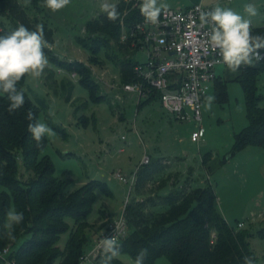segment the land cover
I'll return each mask as SVG.
<instances>
[{"label": "rangeland", "instance_id": "1", "mask_svg": "<svg viewBox=\"0 0 264 264\" xmlns=\"http://www.w3.org/2000/svg\"><path fill=\"white\" fill-rule=\"evenodd\" d=\"M121 1L109 0L115 4ZM19 2L32 18L39 17L54 30V43L47 44L44 49L49 61L44 73L38 79L26 75L24 86L34 101L38 98L48 104L47 111L40 112L39 121L55 132V135L45 136L46 145L40 156L50 158L56 177L68 182V192L92 180L98 181L88 219L94 226L86 230L87 242L83 253L89 256V260L83 264H102L99 258L93 257L96 239L103 231V225L119 219L127 203L138 197L134 190L137 175L134 183L132 178L144 167L146 157H150V162L169 159L166 160L170 165L169 171L181 175V182L187 177L193 180L199 177V181L205 180V184L212 185L217 194V206L233 227L248 221L246 229L256 233L262 224L264 226V146L249 145L239 151L234 149L236 134L249 124L239 72L227 70L223 73L228 92L226 100L217 98L216 86L208 91L202 104L203 135L199 142H195L192 139L198 128L195 122L177 119L163 106L160 98L139 106L140 96L123 90L119 68L108 57L105 48L100 49L99 55H94L78 41L87 35V23L103 13L99 7L101 0H71L67 7L55 12L46 8L43 0ZM161 2L175 9H187L197 4L228 6L251 19V23L264 21V0ZM249 3L256 6L257 16L247 17L244 6ZM0 21L4 18L0 17ZM149 52L148 48H141L134 54V61L147 62ZM62 61L79 63L83 68L90 69L92 79L99 85L102 94L92 95L82 84V75L68 69ZM262 65H259L257 93L263 97L261 105H264ZM217 69L219 71L221 66ZM73 73L77 75L73 76ZM67 96L71 99L67 100ZM208 96L215 97L211 108L207 106ZM141 101H146V97L143 96ZM119 174L127 177L128 182L120 180ZM200 184L195 183L194 186ZM10 210L16 211L13 200L8 212ZM253 215H257L261 225L250 223ZM70 224L73 225V222ZM71 233L69 230L61 236L59 246L62 249L67 247ZM23 240L14 244L13 250H18ZM251 243L261 255L264 237L255 235ZM118 259L121 264H134V258L129 253H121ZM154 264L172 263L167 257H161Z\"/></svg>", "mask_w": 264, "mask_h": 264}, {"label": "trees", "instance_id": "2", "mask_svg": "<svg viewBox=\"0 0 264 264\" xmlns=\"http://www.w3.org/2000/svg\"><path fill=\"white\" fill-rule=\"evenodd\" d=\"M135 4L136 0H122L116 4L120 13L116 21L102 13L87 23V35L78 39L94 55L105 48L119 68L123 85L139 80L135 71L139 62L134 61L133 56L142 44L137 40L139 34H130L144 17ZM0 17L4 18L0 21V34L11 32L20 24L32 29L40 24L44 26L48 44L55 41L54 30L39 17L32 18L19 0H0ZM124 34L128 36L126 40L122 39ZM257 34L264 35V28L255 29L253 35ZM135 39L136 46L133 45ZM51 58L56 59L53 55ZM61 63L82 75L81 82L92 95L102 94L90 69L72 61ZM259 65L240 68L239 81L245 91L249 124L236 134L235 151L249 145L264 146L263 97L257 93ZM25 79L26 75L17 84L24 92L25 104L15 113L8 112L10 102L7 95L0 92V253L6 247L11 249L5 259L1 254L0 264H8L6 260L14 264H80L87 242L86 230L94 226L88 219L98 181L92 180L68 192V182L56 177L50 158L40 156L46 139L44 137L38 147L28 131V124L39 120L40 112L47 111L49 106L30 97L24 89ZM61 85L66 90L65 84ZM215 86L217 98L226 100L225 82L216 79ZM155 98H160L158 91L151 93L146 101L140 100L139 106ZM70 99L67 96V100ZM29 111L35 120L27 119ZM166 160L169 159L149 161L136 173L134 190L138 197L125 207L129 234L120 243V254L129 253L135 260L139 250L146 248L148 255L144 264H154L161 257H167L172 264H245L244 258L250 257L253 264H258L251 239L255 235L264 237V227L256 233L246 226L233 227L218 209L213 186H194L196 181L189 177L181 182V175L170 172ZM12 200L16 211L24 217L21 223L14 225V239L9 238L6 228ZM69 230L72 233L68 245L62 249L59 241ZM21 239L24 240L19 249L13 250L12 246ZM103 258L104 255L99 258L101 263ZM111 264L121 262L116 257Z\"/></svg>", "mask_w": 264, "mask_h": 264}, {"label": "built area", "instance_id": "3", "mask_svg": "<svg viewBox=\"0 0 264 264\" xmlns=\"http://www.w3.org/2000/svg\"><path fill=\"white\" fill-rule=\"evenodd\" d=\"M132 1V0H129ZM232 2L234 0H228ZM141 0H136L135 6L140 8ZM199 6L201 11H210L214 7L197 4L187 9L166 8L156 23H151L143 18L131 31L130 36H137L141 42V48H148V60L139 63L135 71L139 80L123 85L126 92H135L148 98L151 93L158 91L163 106L175 117L182 121H193L197 124V130L192 139L199 142L203 135V111L202 104L208 91L215 86L216 69L227 66L222 62L217 50L208 43L210 26L202 25L199 19ZM252 33L254 29L251 28ZM124 34L122 39H127ZM135 39L133 45L138 41ZM264 51V50H262ZM263 64L264 61L259 62ZM245 68V66H242ZM77 73H73L76 76ZM150 157H146L143 164H147ZM136 174L132 178L134 183ZM119 179L128 182V178L119 174ZM239 228L246 226L245 222L239 223ZM129 234L128 221L124 214L116 221L109 222L96 239L93 249V257L98 259L104 255L99 242L107 237H114L119 244ZM11 251L6 247L0 253L5 256ZM89 260V256H82L80 264ZM8 264L13 262L6 260Z\"/></svg>", "mask_w": 264, "mask_h": 264}, {"label": "clouds", "instance_id": "4", "mask_svg": "<svg viewBox=\"0 0 264 264\" xmlns=\"http://www.w3.org/2000/svg\"><path fill=\"white\" fill-rule=\"evenodd\" d=\"M30 3V0H26ZM71 0H43V5L55 12L67 7ZM100 11L107 15V18L116 21L119 18V11L115 3L109 0H101ZM168 5L161 0H141L140 12L146 21L156 23L163 9ZM199 19L202 25L210 26L208 43L217 50L222 62L228 70L236 73L241 66H250L264 61V35H253L251 30V19L245 18L228 6H216L210 11H201L197 6ZM247 17L258 15L254 4L244 6ZM48 41L45 36L43 25L37 24L34 29L20 24L15 30L0 34V92L7 95L9 100L8 112L15 113L25 104L24 92L17 88V84L25 75L38 79L44 73L49 61L45 55V47ZM207 106L211 108L213 96H208ZM29 121L35 120L34 114L27 113ZM28 131L37 142V146L45 136L55 135V132L46 123L35 120L28 124ZM23 213L10 210L7 213L8 236L10 239L14 225L23 221ZM98 247L102 248L104 258L102 264H111L113 258L120 255V244L114 237H107L99 242ZM148 250L142 248L135 257L134 264H144ZM245 264H253L250 257H245Z\"/></svg>", "mask_w": 264, "mask_h": 264}, {"label": "crops", "instance_id": "5", "mask_svg": "<svg viewBox=\"0 0 264 264\" xmlns=\"http://www.w3.org/2000/svg\"><path fill=\"white\" fill-rule=\"evenodd\" d=\"M251 24H253L252 25V27L251 28H253L254 30L255 29H258V28H264V21L263 20H259V21H253V23H251ZM263 67H264V63H263V65H262ZM228 70V68H226V67H223V66H221V69L218 71V69H216V74H217V79H219V80H223V73H226V71ZM239 73H238V75H240L241 74V69L238 71ZM171 172V171H170ZM183 175H184V173H183ZM182 175V176H183ZM195 178V177H194ZM199 177L198 178H195V181H196V183H202L203 185H201L200 184V186H204L205 185V180H202V181H199ZM219 209V208H218ZM221 212V211H220ZM257 215H253L252 217V222H250L251 224H253V225H257L258 226V224H260L261 225V222H259L257 219V217H256ZM226 218V217H225ZM227 219V218H226ZM107 221V220H106ZM105 221V222H106ZM227 221H228V219H227ZM249 221H251V219H249ZM229 222V221H228ZM109 223V221H107L106 223H105V225H103V230L105 229V227L107 226V224ZM246 227H248V221H246ZM262 227H264L263 226V224H262ZM254 248V247H253ZM254 251L256 252V250L254 249ZM261 255L259 254H257V252H256V254H257V256H258V258H259V261H258V264H264V247H262V251H261Z\"/></svg>", "mask_w": 264, "mask_h": 264}]
</instances>
